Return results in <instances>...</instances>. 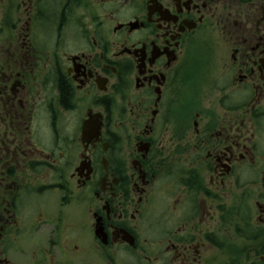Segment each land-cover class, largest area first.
Instances as JSON below:
<instances>
[{
	"label": "flooded vegetation",
	"instance_id": "af4514ba",
	"mask_svg": "<svg viewBox=\"0 0 264 264\" xmlns=\"http://www.w3.org/2000/svg\"><path fill=\"white\" fill-rule=\"evenodd\" d=\"M0 264H264V0H0Z\"/></svg>",
	"mask_w": 264,
	"mask_h": 264
}]
</instances>
